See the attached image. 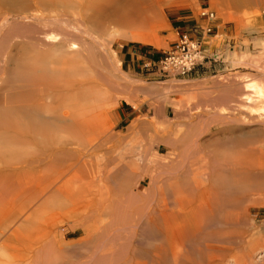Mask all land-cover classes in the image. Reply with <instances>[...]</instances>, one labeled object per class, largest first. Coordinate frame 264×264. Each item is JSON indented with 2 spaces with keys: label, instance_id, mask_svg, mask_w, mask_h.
I'll list each match as a JSON object with an SVG mask.
<instances>
[{
  "label": "bare ground",
  "instance_id": "bare-ground-1",
  "mask_svg": "<svg viewBox=\"0 0 264 264\" xmlns=\"http://www.w3.org/2000/svg\"><path fill=\"white\" fill-rule=\"evenodd\" d=\"M21 1L11 3V12L38 22L28 20L24 42L10 45L9 34H0V44L6 39L10 45L0 77V205L10 197L18 210L8 233L16 254L9 258L3 244L0 264H264V228L251 223L249 211L264 207V178L252 176L255 161L264 167V143L232 155L223 143L236 128L199 139L201 129L192 138V128V134L177 132L155 119H132L124 132L110 133L103 127L109 126L112 98L80 82L83 71L75 63L117 26L136 28L139 4L147 0ZM3 14L5 21L9 13ZM241 89L243 109L264 123V83L245 80ZM67 92L73 101L69 121L57 114L61 104H70ZM191 95L192 101L196 93ZM220 107L218 117L225 113ZM70 232L79 237L67 241ZM79 247H89L90 254L71 260Z\"/></svg>",
  "mask_w": 264,
  "mask_h": 264
},
{
  "label": "rangeland",
  "instance_id": "rangeland-1",
  "mask_svg": "<svg viewBox=\"0 0 264 264\" xmlns=\"http://www.w3.org/2000/svg\"><path fill=\"white\" fill-rule=\"evenodd\" d=\"M15 2L16 0H0V15L3 17L5 15L3 12L9 13L5 16L6 22L0 18L2 21V23L0 21V26L2 24L4 25L3 27H7L4 28L6 32L0 27V34H9L7 39H9V36L12 38H10L11 41H9L10 45L12 41L13 43H17L27 40L29 37L27 38L26 35H29L30 33L28 32L29 30H26V27H28L27 25L32 22H38V20L27 19V24L25 19L23 20L22 18L23 13L16 11L11 12V3ZM21 2L24 3V5H26L27 2H31L30 4H32V0H22ZM16 3H20V0H17ZM207 5L216 13V20L213 22L215 26V36H208V44H211L212 48H217L220 52H224V62L218 65L219 69L212 72L209 69L203 68L204 70H200L199 75L194 79H188L181 76H175L174 74L164 73L157 67L147 68L144 64L150 56L157 53L160 54L162 51L171 48L174 44L176 40V25L187 26L205 22V20L199 16V10L201 6ZM139 8L143 11L141 10L142 13H140L141 16L139 19H141V21L138 20L139 25H135L137 26V29L132 26L131 29V27L126 28L125 26L118 27L117 25H114V28L117 26L116 31L111 36L104 35L106 38L103 36L101 44L104 47L101 44L97 47H91L90 55L75 63V65L81 66H76L78 67V70L80 69L83 71V78L78 76L79 78H82V81L79 78H77V80L79 79L86 88L88 87L90 90L95 89L96 92L98 91L102 97L105 96L104 94H108V98H112L113 102L106 108V115L109 119L108 124L110 127L105 124L108 127L104 125L103 128H107V131L110 133H119L124 132L129 126V123L134 120L151 121L155 119L156 121H160H158V124L161 126L174 128L177 132H184L186 134L193 133L192 138L200 134V137H198L199 139L210 137V135L220 136V130L223 128H232L234 130L236 128V131L233 132L235 134L229 136V142H226L227 144L223 143L228 152L233 151L232 155L235 154V151H247L248 147H251L250 143L257 146L264 143L262 140L256 142L260 137H264V123L260 122V120H258L259 122L255 121V118L251 119V117L248 116L247 109L245 111L241 106L243 100L239 98L243 93L241 86L245 80L254 79L264 83V0H147L140 3ZM28 20H30L31 23ZM27 29H29V27ZM10 32H12V34ZM26 32L28 33L26 34ZM115 33L117 34L114 35ZM24 36L25 39L23 38ZM19 37L22 41L19 40ZM4 40L6 41V39ZM5 41L4 44L1 41L3 45L0 44V46L2 45L0 47V77L3 71V58L5 59L2 54L5 55L4 49L8 50L10 47L8 40ZM159 41L161 42L159 43ZM157 43L159 45L161 44L162 47ZM156 45H158L159 48ZM242 53H248V56L237 59L238 57L236 54L240 55ZM233 56L237 61L232 58ZM226 81H229V83ZM188 84L190 87L187 86ZM199 84L201 87H198L197 90L196 87L200 86ZM230 84L235 87L233 88V86H231V89L229 87ZM111 85L113 86L111 87ZM153 85H156L157 88ZM222 85H225L226 88L224 86L222 87ZM214 88H216V90H213ZM187 89L189 90L186 91ZM191 90L196 93V96L194 97L196 100L193 97H190L192 98V101L189 99L190 94L194 96V93H191ZM217 91L222 92L218 93ZM202 92H205L207 95L205 93H203L204 95H201ZM69 93L70 92H67L69 96H67V94L65 95L67 96V102L71 101L70 99L68 101V98L71 96ZM193 100H195V102ZM186 102L189 104L187 105ZM64 104H61L60 107H63V111L59 109L60 111L57 112V114L61 115V117L63 116L67 118V121H69L67 115L71 113L69 112L70 109V111H72L71 106L73 101L72 103L70 102V104ZM236 104H239L238 107L242 108L238 110L239 108L235 106ZM184 106L186 108H184ZM220 106L225 107V113L223 114L224 116L222 115L221 117H218L220 115L217 114L216 116L215 114L216 109L218 110V108H221ZM192 112L194 113L191 114ZM204 112H206L207 115ZM210 112L212 114H210ZM212 115L215 116L212 117ZM242 115L245 119L247 118V121L243 119ZM71 117L72 115L69 118ZM234 117L236 118V121ZM240 120L246 123H242ZM183 121L187 122L185 123ZM219 121H224V123L222 124V122ZM228 121L232 122V124ZM170 123L171 125H169ZM255 123H262L263 125L260 126V124ZM57 124L59 128L57 127L54 129L60 130L65 126H68L69 122H67V124L56 123L54 126L56 127ZM208 127L209 130H207ZM191 128L193 129V132ZM200 129V132L202 133L198 132ZM257 130L259 131L257 132ZM57 132L56 134H58V136L60 134L65 135V132L63 133L59 131L60 134ZM196 132L199 134H196ZM254 132L256 134H254ZM139 135V139L144 142L147 137L145 132H140ZM255 138H257V140ZM255 166V169L253 168L254 170H252V176L256 180L262 181L264 178V167L260 166L257 161H255ZM260 169H263V171H260ZM224 174L228 175L229 173L224 172ZM7 199L8 203L3 206L0 205V230L1 233H4V236L0 234V246L7 243L8 248L6 249L5 254L10 258L15 257L16 254V239L11 236V230L14 228L12 223L14 222L18 210L16 209L15 203H11L12 198L9 197ZM249 211L253 216V219H250L251 223H256L259 229L264 228V207L257 205L254 208H250ZM255 215L257 217L254 220ZM10 223L12 227L9 225ZM6 226H10L11 229L9 227L5 228ZM66 226L65 223L60 224L59 231L63 232L66 229ZM3 228H5L6 231ZM8 229H10V231ZM9 232L11 234H8ZM78 237L77 233L70 232L67 234L66 238L67 241H73ZM78 251L80 254H78ZM89 251L91 252L89 247H79L74 250L73 255L76 257H73L71 260L77 261L76 258L84 259Z\"/></svg>",
  "mask_w": 264,
  "mask_h": 264
},
{
  "label": "built area",
  "instance_id": "built-area-1",
  "mask_svg": "<svg viewBox=\"0 0 264 264\" xmlns=\"http://www.w3.org/2000/svg\"><path fill=\"white\" fill-rule=\"evenodd\" d=\"M199 16L205 20L204 23L176 25V40L171 48L160 54H153L144 65L185 78L194 71H217L218 65L224 62V52L212 48L207 41L208 36H215L213 22L216 20V13L208 5L201 6Z\"/></svg>",
  "mask_w": 264,
  "mask_h": 264
},
{
  "label": "crops",
  "instance_id": "crops-1",
  "mask_svg": "<svg viewBox=\"0 0 264 264\" xmlns=\"http://www.w3.org/2000/svg\"><path fill=\"white\" fill-rule=\"evenodd\" d=\"M197 75H199V72L198 71H194L192 72L187 78L188 79H194Z\"/></svg>",
  "mask_w": 264,
  "mask_h": 264
}]
</instances>
